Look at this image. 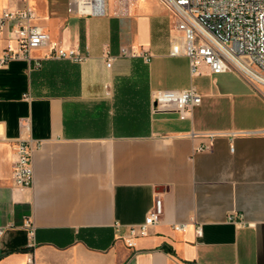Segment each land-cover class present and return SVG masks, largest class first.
Wrapping results in <instances>:
<instances>
[{"label":"crops","instance_id":"1","mask_svg":"<svg viewBox=\"0 0 264 264\" xmlns=\"http://www.w3.org/2000/svg\"><path fill=\"white\" fill-rule=\"evenodd\" d=\"M25 6L50 44L0 67V264H264V89L191 74L169 55L176 20L157 0H106L87 17L68 0H0V13ZM190 86V114L153 105L154 91ZM20 139L29 188L12 177ZM156 199L160 220L128 247Z\"/></svg>","mask_w":264,"mask_h":264},{"label":"built area","instance_id":"2","mask_svg":"<svg viewBox=\"0 0 264 264\" xmlns=\"http://www.w3.org/2000/svg\"><path fill=\"white\" fill-rule=\"evenodd\" d=\"M133 1V0H131ZM175 17V33L171 36L169 55L186 57L191 74L206 66L214 75L237 72L248 82L264 88V0H157ZM69 12L77 16H102L106 0H68ZM33 13L28 6L23 9H4L0 13V37L6 32L17 44L0 55V67L12 60L28 58L30 53L50 44L48 35L33 24ZM50 56L74 62L84 60L74 49H62L50 45ZM122 55L127 51L122 49ZM114 57H107L110 67ZM156 109L174 107L182 117L191 113L201 103V96L194 86L185 90H158L152 93ZM208 147H201L205 150ZM30 139L17 142L16 160L13 165V182L18 188H29L33 183ZM162 215V205L156 199L143 224L131 229L127 241L133 247V238L147 235V229L155 225ZM234 216L229 217L233 221ZM243 225V221H237ZM182 231L184 225L173 226ZM0 227V236L4 233ZM197 233H200L198 230ZM26 264H32L29 261Z\"/></svg>","mask_w":264,"mask_h":264},{"label":"rangeland","instance_id":"3","mask_svg":"<svg viewBox=\"0 0 264 264\" xmlns=\"http://www.w3.org/2000/svg\"><path fill=\"white\" fill-rule=\"evenodd\" d=\"M262 89H264V88H262Z\"/></svg>","mask_w":264,"mask_h":264}]
</instances>
